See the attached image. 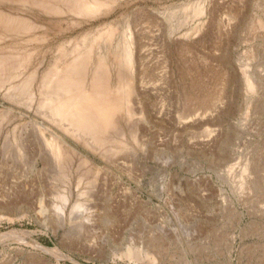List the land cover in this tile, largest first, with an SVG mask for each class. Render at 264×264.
Instances as JSON below:
<instances>
[{
  "label": "rangeland",
  "instance_id": "rangeland-1",
  "mask_svg": "<svg viewBox=\"0 0 264 264\" xmlns=\"http://www.w3.org/2000/svg\"><path fill=\"white\" fill-rule=\"evenodd\" d=\"M188 1L198 0L164 6ZM210 1L213 40L197 44L212 52L209 68L199 58L193 79L183 71L180 102L171 82L173 117L193 85L199 101L206 93L214 100L194 128L196 145L192 129L167 117L148 129L170 141L165 150H148L130 168H22L0 151V264H264V29L241 39L261 14L259 0ZM226 13L236 16L227 28ZM242 56L261 80L253 94L240 76ZM252 163L241 194L236 182Z\"/></svg>",
  "mask_w": 264,
  "mask_h": 264
},
{
  "label": "bare ground",
  "instance_id": "bare-ground-1",
  "mask_svg": "<svg viewBox=\"0 0 264 264\" xmlns=\"http://www.w3.org/2000/svg\"><path fill=\"white\" fill-rule=\"evenodd\" d=\"M165 1L0 0V133L8 119L16 123L0 134L4 157L18 158L22 168H130L168 145L148 135L167 117L192 129L194 147V128L211 116L214 100L206 93L199 101L193 85L173 117L171 82L180 102L183 71L193 79L199 58L209 68L212 52L201 54L197 44L212 42L214 10L210 0ZM258 7L241 39L264 29L263 0ZM234 20L232 13L221 18L226 28ZM238 63L246 90L255 93L261 80L243 56ZM253 168L239 175L241 194Z\"/></svg>",
  "mask_w": 264,
  "mask_h": 264
}]
</instances>
